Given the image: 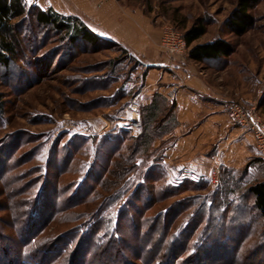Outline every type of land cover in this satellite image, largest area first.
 I'll return each mask as SVG.
<instances>
[{
  "label": "rangeland",
  "instance_id": "374dc122",
  "mask_svg": "<svg viewBox=\"0 0 264 264\" xmlns=\"http://www.w3.org/2000/svg\"><path fill=\"white\" fill-rule=\"evenodd\" d=\"M108 1L116 8L143 16L153 27L161 28V32L165 26H172L183 34L194 23L205 22L208 32L197 43L222 38L235 47V53L225 64H220V68L208 70L199 65L200 69L214 81L218 82L220 77L226 79L225 82L230 79L233 92L245 94L253 101L248 107L241 105L246 109L255 107L264 118V0L251 12L255 24L244 36L231 33L227 27L239 0ZM45 36L47 33H43L39 41ZM102 39L94 47L48 45L38 51L37 56L33 53L32 59L28 58L29 62L33 60L30 67L18 61L10 67L11 73L0 66V94L4 106L0 111V160L2 157V162L6 161L5 170L12 176L6 180L0 176V225L9 220H17L16 228L27 223L24 220L28 218V211L21 209L19 203L25 200L34 204L28 198L38 194L46 182H55L58 173H61L60 184L70 186L66 196L69 198L87 177L88 184H93L96 171L110 164L108 155L115 148L119 153L117 161L131 154L142 132V108L150 104L153 97L147 89V75L152 67L137 55L135 47ZM23 49L28 47L24 45ZM134 104L140 115L137 129L130 128V107ZM171 122L169 120L167 125L169 131L175 126ZM170 133L156 140L148 152L136 157L134 173L126 179L130 187L141 183L148 170H154V174L162 178L158 186L186 188L182 194L153 204L148 213L153 217L167 208H180V202L188 201L194 207L210 205L221 183L220 170L218 175L212 170L209 181L178 180L170 175L163 160L165 149L174 139ZM0 170H4L2 164ZM243 171L237 178H242L244 188L264 178V170H252L248 177ZM14 177L19 182L7 183ZM28 185L32 188L24 190ZM239 197L240 193L234 200L238 201ZM100 201H92L93 207ZM72 226L52 224L46 228L47 234L57 236L58 232ZM158 231L161 230L158 228ZM154 245L159 242L155 240ZM243 253L246 257L247 253ZM258 256L246 264H260Z\"/></svg>",
  "mask_w": 264,
  "mask_h": 264
},
{
  "label": "trees",
  "instance_id": "16d2710c",
  "mask_svg": "<svg viewBox=\"0 0 264 264\" xmlns=\"http://www.w3.org/2000/svg\"><path fill=\"white\" fill-rule=\"evenodd\" d=\"M259 2L238 1L227 21L231 33L244 36L254 27L251 12ZM207 32L205 22L194 23L183 32L190 48L189 60L220 68L233 56L235 47L222 38L197 43ZM43 33L48 36L39 41ZM101 41L78 17L43 10L27 0H0V66L6 72L11 73L10 67L18 61L30 67L33 60L28 58L48 45L94 47ZM24 45L28 49L24 50ZM19 73L24 74L22 70ZM3 107L0 94V111ZM142 112V132L131 154L117 161L115 148L108 155L110 164L96 171L93 184H88L87 177L67 198L70 186L60 184L58 173L55 182H46L38 194L28 198L34 204L19 203L28 211L27 223L16 228L17 220H9L0 225V264H246L259 253L257 258L264 264V178L244 188L242 178H237L240 172L224 170L225 179L210 205L194 207L185 201L176 210L171 207L157 217L148 215L153 204L182 194L186 188L158 186L162 178L154 170H148L141 183L129 187L126 179L134 173L136 157L172 132L167 129L169 120L176 126L175 106L162 94L155 93ZM2 161L1 157L4 170L0 176L6 180L12 176ZM16 179L7 183L19 182ZM29 187L24 186V190ZM100 199L93 207L92 201ZM80 207L87 209L77 211ZM52 224L73 226L56 236L47 234L46 228ZM155 240L159 245H154Z\"/></svg>",
  "mask_w": 264,
  "mask_h": 264
},
{
  "label": "crops",
  "instance_id": "0c3cea01",
  "mask_svg": "<svg viewBox=\"0 0 264 264\" xmlns=\"http://www.w3.org/2000/svg\"><path fill=\"white\" fill-rule=\"evenodd\" d=\"M27 1L43 10L78 17L99 37L135 47L137 55L151 64L147 89L153 95L166 97L173 85L181 86L171 103L175 106L176 126L171 132L174 139L163 157L174 178L209 181L212 170H220L223 181L224 170H248L246 177L252 170H264L253 136L234 124L227 112L232 103L248 107L253 101L245 94L233 92L230 79L227 83L222 77L214 81L199 65L208 70L216 68L190 61L189 54L172 57L164 53L160 48L161 28L153 27L143 16H135V12L116 8L108 0Z\"/></svg>",
  "mask_w": 264,
  "mask_h": 264
},
{
  "label": "built area",
  "instance_id": "2783aa9c",
  "mask_svg": "<svg viewBox=\"0 0 264 264\" xmlns=\"http://www.w3.org/2000/svg\"><path fill=\"white\" fill-rule=\"evenodd\" d=\"M160 48L169 56H186L190 48L183 35L172 26H165L162 29ZM181 86L173 85L166 93V98L172 104L177 98ZM130 116V128L137 129L140 126V115L138 106L132 105ZM228 118L243 131L250 133L254 139V147L258 156L264 160V118L255 107L246 109L239 103H232L228 109ZM218 175L219 170H214Z\"/></svg>",
  "mask_w": 264,
  "mask_h": 264
}]
</instances>
